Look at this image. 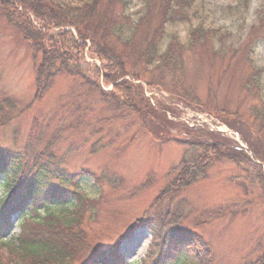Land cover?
<instances>
[{
  "label": "rangeland",
  "instance_id": "obj_1",
  "mask_svg": "<svg viewBox=\"0 0 264 264\" xmlns=\"http://www.w3.org/2000/svg\"><path fill=\"white\" fill-rule=\"evenodd\" d=\"M56 1L77 4L79 0ZM122 2L127 7L126 13L137 21L138 12L145 7L144 0ZM120 3L115 6L119 11ZM195 11L197 17L193 19L194 24L199 21L206 27L232 33L229 42L245 39L254 25L258 26L259 22L264 24V0L241 3L239 0H197ZM189 26L184 23L169 26L167 42L170 34H178L185 42ZM70 30L76 37L75 29ZM254 34H258L261 40L251 44L246 53L243 51L233 58L230 54L221 58L203 45L193 46L184 53V81L198 92L209 108L178 103L161 84L149 86L143 80L146 97L153 105L161 100L171 106L166 116L181 123V128L175 129L174 133L182 131L183 138L203 143L211 140L209 130L225 126L231 129L222 122L225 117L238 121L240 127L244 123L253 128L258 125L261 119L255 115L257 111L254 107L264 108V72L256 91L247 90L246 82L253 72L264 70V27L253 30ZM47 44L50 46V43ZM90 45L91 42H88L82 55L86 73L102 88L113 90V85H106L105 82V61L103 63L90 51ZM38 55L35 59L30 42L17 33L0 10V95L2 98L11 97L18 105L17 110L24 111L18 114L17 111L11 123L0 128V147L24 154L25 147L30 144L29 154L37 144L36 137H31V134H37L39 126L49 125L48 131L63 126L65 131L58 141L57 153L64 159L69 173L88 169L102 178L99 185L92 175L85 174L80 183L83 194L95 200L97 207L92 211L86 208L83 215L82 228L87 241L85 245H79L81 248L73 264H91L100 253L114 247L119 248L122 255L119 264H152L162 241L168 239L166 233L171 226L164 235L157 233L152 236L149 225L141 220L153 200L161 195L162 189L176 175L174 171L184 153L192 147L175 140H158L142 127L138 116L102 102L98 91L90 93L89 87L85 88L71 76L59 77L54 88L32 104L36 92V64L42 58ZM77 105L81 106L78 112ZM215 107L219 113L214 110ZM235 112L239 114L236 118L230 115ZM240 130L238 134L253 155L251 160H237V164L228 159L216 161L205 179L184 189L175 200L182 206L180 210L185 215L182 227L201 234L209 241L215 264H249L263 252V188L253 181L262 168L264 170V165L255 158L245 142L251 138L248 129ZM224 134L234 140L237 137L227 132ZM253 138L256 139V136L253 135ZM1 183L0 178V198L5 195ZM176 205L172 207L173 211ZM49 208L47 213L59 214L64 210L58 202ZM12 220L11 230L0 241V259L7 264H17L8 245L17 243L22 232V215L16 214ZM82 228L77 226V222L73 227L75 231Z\"/></svg>",
  "mask_w": 264,
  "mask_h": 264
},
{
  "label": "trees",
  "instance_id": "obj_2",
  "mask_svg": "<svg viewBox=\"0 0 264 264\" xmlns=\"http://www.w3.org/2000/svg\"><path fill=\"white\" fill-rule=\"evenodd\" d=\"M242 1L248 0H239L240 3ZM118 2H121L120 11L115 7ZM196 2L144 0L145 7L138 12L136 21L126 13L127 7L123 6L122 0H79L77 4L56 0H0L1 12L17 33L30 42L35 59L38 54L42 55L41 62L36 64V92L32 104L47 95L59 77L71 76L85 88L89 87L90 93L98 91L102 102L138 116L142 127L158 140H175L192 147V150L184 153L174 171L176 175L162 189L161 195L153 200L141 220L149 225L152 236L157 233L164 235L171 226L166 233L168 239L162 241L152 264H215L209 241L201 234L182 227L185 215L180 210L182 206L175 200L184 189L205 179L216 161L228 159L236 163L237 160H251L240 145L218 133L209 131L211 140L203 143L197 139L190 141L183 138L182 131L174 133L175 129L181 128V123L166 116L171 106L161 100L153 105L146 97L143 80L149 86L161 84L176 102L200 109L209 108L198 92L184 81V53L193 46L203 45L221 58L229 54L233 58L243 51L246 53L251 44L261 40L258 34L253 35V30L264 27L260 22L239 42H229L232 33L221 28L206 27L199 21L194 24ZM179 23L190 25L187 40L183 42L178 34H170L167 42L168 27ZM70 29H75L76 37ZM87 41L91 42L90 51L103 63L105 61V82L106 85H113V90L102 88L86 73L82 55L88 46ZM97 70L99 73L96 66ZM263 72L262 69L257 70L247 78V90L256 91ZM2 97L0 95V128L11 123L17 111V114L24 112L17 110L14 99ZM254 108L257 111L255 115L261 119L255 128L244 122L246 126L243 124L240 127L238 121H230L226 117L221 120L238 131L248 129L251 138L245 139L246 143L255 158L264 165V108L260 109L257 105ZM78 110H81L80 105L76 106V112ZM214 110L219 113L216 107ZM230 115L236 118L239 114L235 112ZM48 128L49 125L39 126L37 134H31V137H36L37 144L29 154L30 144L25 147L24 154L0 147V178L5 192L0 198V241L11 230L12 218L21 214L22 232L17 243L8 245L17 264H73L81 248L79 245H85L87 241L85 229L82 228L83 215L86 208L92 211L97 207L95 200L83 194L80 183L85 174L92 175L99 185L102 178L88 169L69 173L64 159L57 153L58 141L65 128L55 127L52 131H48ZM253 182L263 188L264 198L263 168ZM54 202L63 205V213L46 212ZM174 204L177 207L173 211ZM76 222L83 230L73 229ZM4 245L7 247L6 243ZM120 262L122 255L119 248L114 247L100 253L91 264ZM0 264L7 263L0 259ZM249 264H264V246L261 255Z\"/></svg>",
  "mask_w": 264,
  "mask_h": 264
}]
</instances>
